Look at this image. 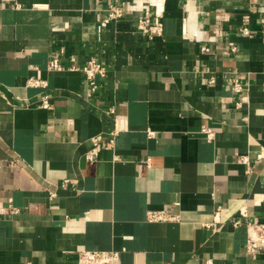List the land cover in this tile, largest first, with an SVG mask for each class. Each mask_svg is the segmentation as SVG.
<instances>
[{"label": "crops", "instance_id": "crops-1", "mask_svg": "<svg viewBox=\"0 0 264 264\" xmlns=\"http://www.w3.org/2000/svg\"><path fill=\"white\" fill-rule=\"evenodd\" d=\"M17 1H0V264H77L83 249L264 264L245 252V222H264V0ZM113 2L125 15L104 23ZM146 12L161 36L136 30ZM55 54L99 60L96 92L48 71ZM37 70L45 87L27 83ZM150 209L178 219L149 222Z\"/></svg>", "mask_w": 264, "mask_h": 264}, {"label": "built area", "instance_id": "built-area-1", "mask_svg": "<svg viewBox=\"0 0 264 264\" xmlns=\"http://www.w3.org/2000/svg\"><path fill=\"white\" fill-rule=\"evenodd\" d=\"M4 5L13 8H21V4L17 0H0ZM35 8L40 7L39 5H34ZM106 14L103 18L104 23H109L116 21L124 17V12L122 6L118 2H113L105 10ZM155 16H161L160 12H153ZM219 17V16H217ZM261 22H264V17L261 18ZM136 30L146 35L148 39H152L156 36H161L162 24L161 22H152L151 21V12H146L143 16L136 18ZM242 34H249V29L247 26H243L240 30ZM210 41L215 40V34L213 33L209 37ZM209 49L206 46H202V51H208ZM230 50L234 52L236 50L235 46H231ZM48 71L59 72V71H78L89 83L90 92H96L98 88V78H103L106 75V68L103 64L99 62L95 57H90L84 65H76L75 63L63 66L60 63L59 55L55 54L52 56L47 64ZM209 83L214 82V76L209 75ZM234 85L235 91L241 89V85L237 79L231 80ZM29 86L32 87H45L47 85L46 81L40 77V72L37 70L35 76L29 77L27 81ZM41 107H49V97L44 95L40 98ZM110 112H113V109H109ZM200 132L204 135L206 140L211 141L214 138V132L212 129L201 126ZM148 136H153V131L148 130ZM96 150V149H95ZM94 153V150L88 154V157ZM248 158L242 156L239 158L241 163H247ZM179 205V202H175L174 206ZM243 216H246L244 212H241ZM146 219L149 222H167L174 221L178 219V216L166 209H150L146 213ZM239 221L234 222V226H238ZM246 227V244L245 252L251 255L264 254V222H257L254 220H247L245 222ZM120 254L119 251L110 249V250H90L83 249L78 253L77 264H116L119 260Z\"/></svg>", "mask_w": 264, "mask_h": 264}]
</instances>
